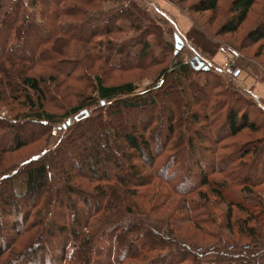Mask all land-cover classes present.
I'll list each match as a JSON object with an SVG mask.
<instances>
[{"label":"trees","instance_id":"trees-1","mask_svg":"<svg viewBox=\"0 0 264 264\" xmlns=\"http://www.w3.org/2000/svg\"><path fill=\"white\" fill-rule=\"evenodd\" d=\"M9 1L0 21V103L7 102L13 115L0 118V154L37 142L42 147L18 165H0V264H264V239L255 227H264V193L254 189L264 185V138L247 143L235 138L246 130L264 133V113L248 93H239L232 82L222 84L211 68L194 69L178 52L138 93L132 82L105 85L100 74H88L90 66L81 65L87 57L57 51L63 41L81 42L91 63L111 71L162 65L147 37L153 35L156 46L173 50V45L160 32L140 26L137 16L147 12L136 0ZM110 2L120 4L110 18L80 23L88 7L100 9ZM218 2L202 0L198 10L215 12ZM255 2L233 0L234 15L222 30L235 32ZM123 17L142 33L139 50L126 52L113 44L101 60L94 38L119 32L117 21ZM192 28L184 35L191 54L212 64L220 42L192 35ZM248 38L263 40L264 22ZM115 55L117 63L111 60ZM31 65L63 74L73 89L82 84L91 90L87 95L81 89L79 101L66 106L69 110L61 116L73 115V120L48 150L57 114L45 106L60 99L55 87L63 82L27 74ZM196 74H206L210 81L200 84ZM182 82L183 91L173 100L170 89ZM102 100L109 103L80 114ZM15 107L25 110L14 114ZM148 108L156 112L145 119ZM125 114L145 120L132 119L126 126ZM203 164L211 168L204 171ZM214 174L223 178H212ZM76 179L94 185L81 187ZM220 206L225 207L222 215L215 209ZM163 209L171 211L170 218L154 216ZM171 217L203 230L215 239L213 245L183 238ZM220 228L247 239L232 240Z\"/></svg>","mask_w":264,"mask_h":264},{"label":"rangeland","instance_id":"rangeland-1","mask_svg":"<svg viewBox=\"0 0 264 264\" xmlns=\"http://www.w3.org/2000/svg\"><path fill=\"white\" fill-rule=\"evenodd\" d=\"M28 2V0H25ZM202 0H136L138 4L141 2L144 5H141V9L145 10L147 12V16H143L139 14L137 16V21L139 22L140 26L143 28L149 27L150 31H157L162 34V38L168 40L173 45V50H169L168 48H164L163 45L156 46L154 43L155 38L153 35L148 36V40L151 41L153 50V57L157 63H161L162 65H156V66H150L148 68L143 69H129V70H122V71H111L107 70L105 67L101 65L99 62L91 63L90 62V55L89 50L86 47V45L80 44L81 42H70L63 41V45L60 44V48H64L65 50L58 49L57 51L62 54V51L68 52L70 55L74 57H87V61L82 59L81 65L85 66L88 70V74H91L92 76L95 74H100L103 79V83L105 85H116L124 82H132L135 84L136 92H142L144 89L152 85L154 79L156 78V74L160 71V69L164 66L163 64H168L169 60H172L171 56L174 54L175 51V43H174V34H177L179 38L183 42L182 48L178 51V56L180 60H183L185 62H189L192 58L193 54H191V48L189 47L188 43L186 42L184 35L188 31V29L192 26L191 34L194 35L199 33L201 38H203L205 41H219L220 44L218 48L221 45H229L232 46V48L236 49L239 56L238 59L235 61V67L232 68L231 73H228V71H222L220 66H222L223 63V55L220 53V51L216 50L215 55L212 58V64H208L209 68H211L215 75H219V79L222 84H227L229 82H232L236 89L239 91V93H245L247 92L248 99L252 100L256 106L261 108V110L264 113V97L262 95H258L253 91V87H248L243 81H241V77H238V73L236 74L239 69H241L239 75L242 74L243 77H245V80H253L254 84H257L259 88L263 89L264 92V39L259 42H252V39L248 38V34L257 29L259 24H262L264 22V0H256L255 4L252 6L251 10L249 11L248 16L246 17L245 21L236 29L235 32H225L222 30V27L231 21V18L233 17V13L230 10L231 4L233 0H219L218 2V8L215 12L211 11H199L198 5L200 6ZM10 1L9 0H0V21L3 19L5 12L9 6ZM127 2H124L121 4V6H126ZM120 4L115 3H104L101 5V8L95 9L93 7H88L87 10L82 14V18L80 20V23H85L86 21H89V23H93L94 19H100L101 22L102 19L106 20L110 18L115 12H113L116 7L118 8ZM32 10L31 8H29ZM35 9V8H34ZM98 10V11H96ZM117 10V9H116ZM96 11V12H93ZM93 15V17H92ZM39 18V16H37ZM36 17V18H37ZM117 24L121 26V29L119 32L111 31V34L97 36L94 38L95 42V50H98L97 56L101 58V60H105V58L108 55V51L105 49L106 46H112L116 48H127L126 52L137 51L140 48V45L138 44L139 38L142 37V33L138 31L134 25L132 24L131 20L127 17H123L117 21ZM87 25V24H86ZM37 33V31L35 32ZM154 34V33H152ZM39 35L41 36V32H39ZM31 38H33V41L35 40L33 35H30ZM210 39V40H209ZM154 40V41H153ZM33 41L30 43L33 45ZM13 42L16 43V39H13ZM32 45H30V49L32 48ZM127 46V47H126ZM56 50V49H55ZM24 54L30 55L29 52H25ZM126 56V54H125ZM64 58V57H61ZM165 58H168L167 61L164 62ZM64 59H61L59 62H62ZM69 60V59H67ZM112 62L117 63L118 57L115 55L112 59ZM175 63V61H172ZM61 68H67L66 65H59ZM239 68V69H238ZM236 69V70H235ZM233 70L234 73L233 74ZM236 71V72H235ZM27 74L31 76L39 77L41 75H45L46 78H49L50 76H55L59 82H63V84L60 86L61 88L55 87V93L60 97V99H55L53 104L47 103L45 106V109L48 112L57 114V117L54 120V123H52V129H51V135H50V141L48 145L45 147V150H48L52 148L55 144V142L63 137L65 133V128L62 126L66 123L68 120L67 118H64L61 116V114L65 110H69L66 106H73L79 101V91L83 89L87 95L90 93V88H85L82 84H75V88H71L69 85L70 82L64 79L63 74L57 73L53 70H47L43 67H40L38 65H31L30 68L27 70ZM194 79L198 81L200 84L205 83L206 81H210V78L206 74H196L194 76ZM171 80V79H170ZM170 80L167 81V84L170 83ZM185 86L186 83L182 84H173V87L170 89L171 97L174 100L175 96H178L180 93H182L181 85ZM52 86V85H51ZM86 89V90H85ZM162 96V95H161ZM55 97V96H54ZM58 97V98H59ZM56 98V97H55ZM171 98V99H172ZM160 99V97H159ZM162 99V97H161ZM164 102H167V99L163 98ZM176 101V98H175ZM58 103V107L55 106V104ZM109 102H105L104 106L108 104ZM168 104L173 105V101L167 102ZM7 102L0 103V118H7L11 120V115L9 112H7L8 108L6 107ZM98 106H103L101 103L100 105L96 106H87L86 109L89 111L88 113H91L92 110ZM14 114L17 112H22L25 110L24 108L15 107ZM250 110V109H248ZM156 111H152V109H146L144 111L145 113V119L149 117V115H154ZM105 114V113H104ZM251 118H256V114L253 112L249 113ZM147 115V117H146ZM125 118L122 120L123 124L126 126H130L132 119H144L143 117H136V116H128V114L123 115ZM71 121L73 120V115L69 116ZM144 119V120H145ZM139 120V122H140ZM133 122V121H132ZM259 122V121H258ZM202 134V133H201ZM89 134H87L88 136ZM239 142L241 143H247L249 140L257 138V139H263L264 133L258 132V133H248V131H244L243 133L238 134L235 137ZM157 144H160V140L157 141ZM154 142V144H156ZM153 144V145H154ZM42 146L39 142L32 143L31 145H28L27 147H24L18 151L6 153V154H0V165L4 168L11 167L12 165H18L26 160H28L30 157H32L35 153L40 151V148ZM198 156V155H197ZM79 161V160H78ZM211 164V163H209ZM208 165L203 164V170L211 168ZM212 178H215L217 180H221L223 177L220 176V174H214L212 175ZM75 183H77L81 187H85L88 189H91L94 185L92 182H87L82 179H76ZM207 188V187H206ZM254 189L260 190L264 193V185L260 184L258 186H255ZM163 191H167L166 187L163 186ZM214 200V199H212ZM173 203L171 202V206ZM219 214L225 213V207L220 206V208H215ZM170 212L169 209H166L164 211H158L155 213V217L159 218H170ZM178 212V211H177ZM176 212V213H177ZM173 214V213H172ZM172 216V215H171ZM171 221L175 223L174 228L175 231L181 235L183 238H187L191 241L197 242L199 245H213V241L215 240L210 235H208L203 230H200L199 228L195 227L192 223L187 222L186 220H176L173 217H171ZM182 221V222H181ZM251 225H256L255 223H251ZM250 225V226H251ZM257 228V236L261 239H264V227H261L259 225L255 226ZM221 233L226 237H229L232 240H238V241H246L247 238L239 236L238 234L232 235L228 234L227 231L220 228ZM210 249H213V247H210ZM165 264V263H164Z\"/></svg>","mask_w":264,"mask_h":264},{"label":"water","instance_id":"water-1","mask_svg":"<svg viewBox=\"0 0 264 264\" xmlns=\"http://www.w3.org/2000/svg\"><path fill=\"white\" fill-rule=\"evenodd\" d=\"M174 43H175V53L178 52L179 49L182 48L183 46V42L182 40L179 38V36L177 34H174ZM190 65L196 69V70H202V71H208L209 70V66L208 64H206L205 60H203L202 58H200L199 56L197 55H194L192 56V58L190 59L189 61ZM239 71L236 72V74L238 73ZM104 101L102 100L101 101V104L104 105ZM80 114H84V115H88V111L86 109H83ZM78 114V115H80ZM78 115H76L74 117V119H77L78 118ZM71 123V119H68L66 121L65 124H63L62 126L65 128L67 125H69Z\"/></svg>","mask_w":264,"mask_h":264},{"label":"built area","instance_id":"built-area-1","mask_svg":"<svg viewBox=\"0 0 264 264\" xmlns=\"http://www.w3.org/2000/svg\"><path fill=\"white\" fill-rule=\"evenodd\" d=\"M218 50L223 55V59H224L222 66H220V68L222 69V71H227L232 66H234L235 61L238 59L239 54L236 49L232 48V46L229 45H221L218 48ZM245 248L247 247L245 246ZM198 250L200 251L201 249L199 248Z\"/></svg>","mask_w":264,"mask_h":264},{"label":"crops","instance_id":"crops-1","mask_svg":"<svg viewBox=\"0 0 264 264\" xmlns=\"http://www.w3.org/2000/svg\"><path fill=\"white\" fill-rule=\"evenodd\" d=\"M239 69V68H238ZM241 69H239L238 72V77H241V81H243L246 85H248V87H253V91H255V93H257L258 95H262L264 97V92L262 91L263 89L259 88L257 84H254L253 80H245V77L242 76V74H244L243 72L241 73V75H239Z\"/></svg>","mask_w":264,"mask_h":264}]
</instances>
